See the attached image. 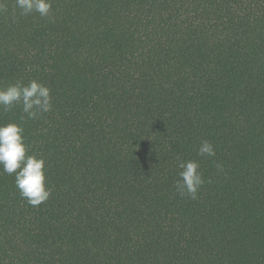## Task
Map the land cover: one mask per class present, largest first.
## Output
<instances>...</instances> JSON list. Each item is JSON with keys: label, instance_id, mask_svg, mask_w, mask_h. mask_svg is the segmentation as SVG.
Here are the masks:
<instances>
[{"label": "trees", "instance_id": "trees-1", "mask_svg": "<svg viewBox=\"0 0 264 264\" xmlns=\"http://www.w3.org/2000/svg\"><path fill=\"white\" fill-rule=\"evenodd\" d=\"M50 3L0 0V89L52 104L0 108L51 190L31 206L0 167V264H264V0Z\"/></svg>", "mask_w": 264, "mask_h": 264}, {"label": "clouds", "instance_id": "clouds-1", "mask_svg": "<svg viewBox=\"0 0 264 264\" xmlns=\"http://www.w3.org/2000/svg\"><path fill=\"white\" fill-rule=\"evenodd\" d=\"M15 8L21 16L33 13L41 17H48L51 11L50 0H15ZM5 8L0 5V12ZM20 106L28 118L51 110L50 89L36 80L27 85L16 82L0 89V108L8 111L13 106ZM23 128L15 123L0 125V167L6 174L15 173V186L20 196L31 206H38L48 200L51 190L45 188L44 161L35 156L26 155V146L22 138ZM199 156L214 157L213 146L207 140L201 141L198 148ZM176 189L182 195L197 199L200 188L205 183L199 164L194 160L180 161ZM219 168L220 166L217 165Z\"/></svg>", "mask_w": 264, "mask_h": 264}]
</instances>
